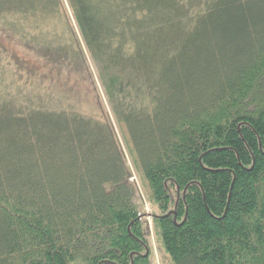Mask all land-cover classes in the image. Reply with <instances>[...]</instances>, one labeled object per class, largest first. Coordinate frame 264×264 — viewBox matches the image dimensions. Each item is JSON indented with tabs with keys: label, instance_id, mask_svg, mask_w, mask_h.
<instances>
[{
	"label": "trees",
	"instance_id": "16d2710c",
	"mask_svg": "<svg viewBox=\"0 0 264 264\" xmlns=\"http://www.w3.org/2000/svg\"><path fill=\"white\" fill-rule=\"evenodd\" d=\"M153 244L264 264V0H0V264Z\"/></svg>",
	"mask_w": 264,
	"mask_h": 264
},
{
	"label": "rangeland",
	"instance_id": "374dc122",
	"mask_svg": "<svg viewBox=\"0 0 264 264\" xmlns=\"http://www.w3.org/2000/svg\"><path fill=\"white\" fill-rule=\"evenodd\" d=\"M5 63H7V61H5ZM132 181L136 180L134 175L133 177L131 178ZM136 184V183H135ZM145 194V193H144ZM147 212H149L148 215L151 214V210L149 208L146 209ZM148 223L150 224L151 222V219H147ZM153 250H154V257H155V262L156 264H169V262L167 261V259H164L163 261L161 260L160 256H159V250L157 248V245L156 244H153Z\"/></svg>",
	"mask_w": 264,
	"mask_h": 264
},
{
	"label": "bare ground",
	"instance_id": "6f19581e",
	"mask_svg": "<svg viewBox=\"0 0 264 264\" xmlns=\"http://www.w3.org/2000/svg\"><path fill=\"white\" fill-rule=\"evenodd\" d=\"M150 219V218H149Z\"/></svg>",
	"mask_w": 264,
	"mask_h": 264
}]
</instances>
